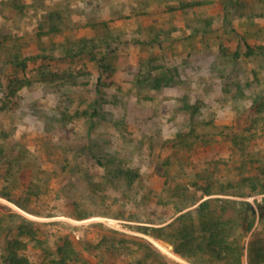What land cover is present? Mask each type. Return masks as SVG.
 <instances>
[{
	"label": "rangeland",
	"instance_id": "1",
	"mask_svg": "<svg viewBox=\"0 0 264 264\" xmlns=\"http://www.w3.org/2000/svg\"><path fill=\"white\" fill-rule=\"evenodd\" d=\"M263 53L264 0H0V264H264Z\"/></svg>",
	"mask_w": 264,
	"mask_h": 264
},
{
	"label": "trees",
	"instance_id": "2",
	"mask_svg": "<svg viewBox=\"0 0 264 264\" xmlns=\"http://www.w3.org/2000/svg\"><path fill=\"white\" fill-rule=\"evenodd\" d=\"M248 50L251 51V49L249 47H247ZM264 54V53H263ZM113 177L116 180H131V176H129V174H126L122 171H117L116 175H113ZM224 210V209H221ZM202 216H205L204 213H201ZM256 217L263 218L264 217V199H262L261 202L257 203V211H254V209H252L251 207L246 208L245 212L242 215V219L240 221V223L238 224V228L239 230L243 233V232H247L251 229L252 225H253V221L256 219ZM208 231H210L208 238L206 239V241L204 243L201 244L200 247H198V250H202L203 248H206L207 251L213 252V253H217L220 254L221 249L219 248V245L217 243V241L214 239L213 234H214V230L209 229ZM178 239V238H177ZM16 243V241H15ZM186 242L183 243V247L186 250ZM12 248H15V246H13ZM15 252L14 250H12L11 252H9L10 254L7 256V263L8 264H20L19 260H15L16 258V254L13 253ZM261 255L264 256V250L260 252ZM15 254V255H12ZM65 260L61 258V260L58 262V264H65L64 262ZM57 263V261L55 262V264Z\"/></svg>",
	"mask_w": 264,
	"mask_h": 264
},
{
	"label": "bare ground",
	"instance_id": "3",
	"mask_svg": "<svg viewBox=\"0 0 264 264\" xmlns=\"http://www.w3.org/2000/svg\"><path fill=\"white\" fill-rule=\"evenodd\" d=\"M160 247H161V249H162L163 251L169 253V251H168L166 248H164L162 245H160Z\"/></svg>",
	"mask_w": 264,
	"mask_h": 264
}]
</instances>
